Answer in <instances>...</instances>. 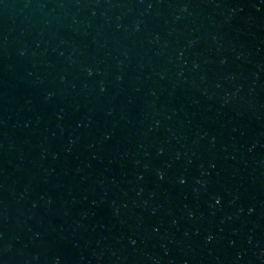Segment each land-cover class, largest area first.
Listing matches in <instances>:
<instances>
[{"label":"water","instance_id":"95a60500","mask_svg":"<svg viewBox=\"0 0 264 264\" xmlns=\"http://www.w3.org/2000/svg\"><path fill=\"white\" fill-rule=\"evenodd\" d=\"M0 264H264V0H0Z\"/></svg>","mask_w":264,"mask_h":264}]
</instances>
